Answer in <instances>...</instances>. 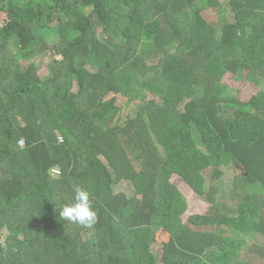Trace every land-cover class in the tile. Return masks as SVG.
<instances>
[{"label":"trees","instance_id":"obj_1","mask_svg":"<svg viewBox=\"0 0 264 264\" xmlns=\"http://www.w3.org/2000/svg\"><path fill=\"white\" fill-rule=\"evenodd\" d=\"M226 1L232 18L208 20ZM36 54L45 76L21 62ZM242 71L264 77V0H0V264L258 263L264 90L234 95ZM226 159L230 203L205 176ZM175 178L205 213L184 219ZM77 186L91 227L59 215Z\"/></svg>","mask_w":264,"mask_h":264},{"label":"rangeland","instance_id":"obj_2","mask_svg":"<svg viewBox=\"0 0 264 264\" xmlns=\"http://www.w3.org/2000/svg\"><path fill=\"white\" fill-rule=\"evenodd\" d=\"M205 16L207 17L208 20H213L217 21L219 18L221 19L222 17L226 19H231L232 18V11L231 8L228 4V2H224L222 4L221 10L217 9H207L205 12ZM192 40L190 38L187 39L186 43L189 45L191 44ZM49 50L52 53H56V49H54L51 45L49 47ZM15 53L17 51L16 45H11L10 47V52ZM9 52V53H10ZM54 53V54H55ZM57 55V53H56ZM49 61L50 58L47 55L45 56H40L39 54H36L35 56L28 57V58H22L21 62L23 65H27L31 62H35L38 65L39 72L42 76H45L49 73ZM138 79V76H137ZM225 81L227 82L228 85H230L232 92L235 94H238L237 92L239 91V95L241 99H247L251 97L255 92L259 90H264V77H260L255 75L252 71H242L237 75H231L228 74L225 77ZM137 86V85H136ZM135 87V90L139 89V87ZM76 89V86H75ZM235 90V91H234ZM139 102L138 99H136L134 102L129 101L127 102V99L124 98L121 101V121L124 122L126 117L129 115L134 114L135 110L138 108L136 104ZM225 161V160H224ZM223 175L218 179L219 181L215 179L212 180V175H213V169L209 168L205 171V176L208 179L209 183H219L220 186V199L226 201V202H232L231 199V190L234 187V183L238 175L241 174L239 169L232 167L231 162H229L228 159L224 162L223 165H220ZM175 182L180 184L186 193L190 206L187 210V212L184 214V219L186 220L191 214H203L207 211L209 208V203L207 201H204L201 199L192 189L190 190L186 186H184V183L179 180V178L174 179ZM121 190H126V188H119L118 191ZM169 239V234L166 233L163 230L158 231L157 233V242L153 245V252L154 255L159 256L161 252L162 245ZM257 243L264 245V236L258 235L256 238H254ZM254 241V242H255ZM252 242V240H251ZM258 263L256 264H264V258L255 259Z\"/></svg>","mask_w":264,"mask_h":264},{"label":"clouds","instance_id":"obj_3","mask_svg":"<svg viewBox=\"0 0 264 264\" xmlns=\"http://www.w3.org/2000/svg\"><path fill=\"white\" fill-rule=\"evenodd\" d=\"M74 191L75 203L64 206L59 215L70 222L91 227L96 222V212L90 200V193L79 186Z\"/></svg>","mask_w":264,"mask_h":264},{"label":"built area","instance_id":"obj_4","mask_svg":"<svg viewBox=\"0 0 264 264\" xmlns=\"http://www.w3.org/2000/svg\"><path fill=\"white\" fill-rule=\"evenodd\" d=\"M60 140H63L62 137H60ZM19 144H20V146H24L25 145V140L24 139L20 140ZM53 171H55L57 173L60 172L58 169H54Z\"/></svg>","mask_w":264,"mask_h":264}]
</instances>
